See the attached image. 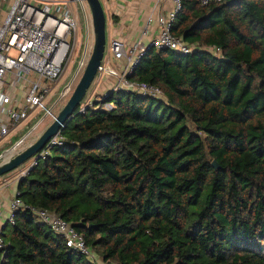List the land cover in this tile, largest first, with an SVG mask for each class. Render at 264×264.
Wrapping results in <instances>:
<instances>
[{"label": "trees", "instance_id": "obj_1", "mask_svg": "<svg viewBox=\"0 0 264 264\" xmlns=\"http://www.w3.org/2000/svg\"><path fill=\"white\" fill-rule=\"evenodd\" d=\"M181 2L172 33L191 52L150 47L128 76L164 97L114 90L78 107L66 144L18 181L1 264H264V0ZM28 206L70 222L91 254Z\"/></svg>", "mask_w": 264, "mask_h": 264}, {"label": "built area", "instance_id": "obj_2", "mask_svg": "<svg viewBox=\"0 0 264 264\" xmlns=\"http://www.w3.org/2000/svg\"><path fill=\"white\" fill-rule=\"evenodd\" d=\"M101 1L103 3V0ZM222 1L225 0H199L201 5ZM73 2L78 8L80 4L85 17V51L77 63L74 76L60 91L58 100L54 104H49L48 101L58 88L77 45L79 26L75 9L72 7ZM175 2L176 7L168 16L159 17L160 32L149 45L144 46L142 39H139L128 47L122 39L113 38L110 41L112 56L117 60L126 59L127 65L123 69H116L106 59L99 66L97 77L109 75L116 77L117 82L113 90L133 91L152 98H163L164 93L160 88L131 81L128 76L150 47L168 48L185 54L191 52L190 45L172 33L176 16L182 8L181 0ZM93 42V19L86 0H0V143L13 128L41 113L43 117L37 124L46 117L56 119L58 114H55V108L63 99L72 95L86 67ZM87 106H81L80 111L83 112ZM105 106L113 107L110 103L104 104L103 108ZM29 134L30 132L14 146L1 153L0 159L13 157L18 146ZM65 144L66 138L60 130L50 138L43 150L32 158L29 167L19 172L14 178L15 181L18 182L27 175L40 158L49 155L52 148ZM10 150L12 153H9ZM11 205L12 214L9 222L14 223L15 213L25 207L19 197V191ZM28 208L57 236L63 238L68 247L81 253L91 254L84 237L70 222L55 212L29 206ZM3 233L4 231L0 230V264L9 247Z\"/></svg>", "mask_w": 264, "mask_h": 264}, {"label": "crops", "instance_id": "obj_3", "mask_svg": "<svg viewBox=\"0 0 264 264\" xmlns=\"http://www.w3.org/2000/svg\"><path fill=\"white\" fill-rule=\"evenodd\" d=\"M103 6L106 13L108 44L110 45L113 38H120L129 47L139 39H142L144 46L149 45L160 32L159 17L161 15L168 16L176 7V2L175 0H103ZM106 54V61L111 63L114 68L123 69L127 65L128 61L126 59H115L112 56L111 49L109 52L107 48ZM116 82V77L111 75L97 77L95 83L96 94L112 92ZM30 119L27 121H30ZM17 191L18 182L15 179H0L1 231H6L12 214L11 202Z\"/></svg>", "mask_w": 264, "mask_h": 264}, {"label": "water", "instance_id": "obj_4", "mask_svg": "<svg viewBox=\"0 0 264 264\" xmlns=\"http://www.w3.org/2000/svg\"><path fill=\"white\" fill-rule=\"evenodd\" d=\"M89 4L94 29V45L88 59L85 69L78 80L76 87L67 101L66 105L60 111L54 122L43 132L40 138L27 149L10 157L6 162L0 164V177L17 169L20 165L33 158L38 154L47 142L57 132L61 130L65 122L73 117L76 110L83 102L89 88L95 81L98 74V68L104 60L107 49V32H106V13L101 0H86ZM5 160V159H4ZM3 161V160H2ZM214 166L218 164L214 161Z\"/></svg>", "mask_w": 264, "mask_h": 264}, {"label": "rangeland", "instance_id": "obj_5", "mask_svg": "<svg viewBox=\"0 0 264 264\" xmlns=\"http://www.w3.org/2000/svg\"><path fill=\"white\" fill-rule=\"evenodd\" d=\"M72 7L75 9V15L78 19V37H77V45L75 49L74 55L70 58L68 61V65L66 68V71L62 78L60 79L59 86L56 89L55 93L50 97L49 104L55 103L56 100H58L59 93L64 89V87L70 82L72 77L74 76L76 69H77V63L79 59H81L84 51H85V43H86V23H85V17L84 13L81 9V6L79 4V8L76 3L73 2ZM109 27V26H108ZM91 28V27H90ZM93 35V34H92ZM108 51L110 52V48L108 47ZM95 83L96 80L92 83L91 87L89 88L86 96L83 99V102L81 103V106H87V105H93L96 101H103L108 93H103L100 95H97V89H95ZM113 90V89H112ZM111 90V91H112ZM69 97V96H68ZM69 98L63 99L62 102L55 108V114L60 113V111L63 109V107L66 105ZM111 108V106H105V108ZM43 117V114L35 116L34 118L30 119V121H27L24 124H20L18 127L13 128L10 132V134L0 143V154L3 153L4 150H8L11 148L16 142H18L22 137H24L26 134L30 132V134L26 137V140L18 146L16 150V154L27 149L31 145H33L43 134V132L54 122V118L52 117H46L44 118L39 124V122ZM37 124V125H36ZM19 138V139H18ZM18 139L17 141H15ZM10 157L7 159L0 160V164L6 162ZM32 159L26 161L24 164L20 165L15 171H11L2 177L0 179L6 180V179H14L13 176H17L20 171L26 169L31 164Z\"/></svg>", "mask_w": 264, "mask_h": 264}, {"label": "clouds", "instance_id": "obj_6", "mask_svg": "<svg viewBox=\"0 0 264 264\" xmlns=\"http://www.w3.org/2000/svg\"><path fill=\"white\" fill-rule=\"evenodd\" d=\"M93 28H94V27H93ZM93 45H94V42H93ZM108 47H110V45H109L108 42H107V48H108ZM92 48H93V47H92ZM155 49H156V48H155ZM158 50H159V49H158ZM106 51H107V49H106ZM91 52H92V51H91ZM89 57H90V56H89ZM88 59H89V58H88ZM106 59H107V54H105V57H104V60H106ZM104 60H103V61H104ZM103 61H102V62H103ZM87 62H88V61H87ZM101 64H102V63H101ZM97 75H98V74H97ZM96 78H97V76H96ZM96 78H95V80H96ZM68 100H69V99H68ZM80 106H81V105H80ZM80 106H79V107H80ZM57 116H58V115H57ZM15 144H16V143H15ZM15 144H14V145H15ZM14 145H13V146H14ZM3 152H4V151H3ZM15 155H16V154H15ZM31 159H32V158H31ZM3 160H4V159H3ZM15 170H16V169H15ZM15 170H14V171H15Z\"/></svg>", "mask_w": 264, "mask_h": 264}, {"label": "bare ground", "instance_id": "obj_7", "mask_svg": "<svg viewBox=\"0 0 264 264\" xmlns=\"http://www.w3.org/2000/svg\"><path fill=\"white\" fill-rule=\"evenodd\" d=\"M113 91H114V90H113ZM9 153H12V150H10Z\"/></svg>", "mask_w": 264, "mask_h": 264}]
</instances>
